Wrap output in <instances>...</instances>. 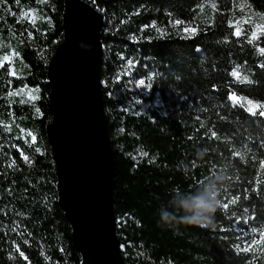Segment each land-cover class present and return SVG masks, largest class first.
<instances>
[{
    "label": "trees",
    "instance_id": "1",
    "mask_svg": "<svg viewBox=\"0 0 264 264\" xmlns=\"http://www.w3.org/2000/svg\"><path fill=\"white\" fill-rule=\"evenodd\" d=\"M93 2L124 264H264V0ZM63 10L0 0V264L82 262L45 133Z\"/></svg>",
    "mask_w": 264,
    "mask_h": 264
},
{
    "label": "water",
    "instance_id": "2",
    "mask_svg": "<svg viewBox=\"0 0 264 264\" xmlns=\"http://www.w3.org/2000/svg\"><path fill=\"white\" fill-rule=\"evenodd\" d=\"M63 39L48 65L46 138L58 202L81 264H124L113 212L115 164L101 95L104 14L93 0H64Z\"/></svg>",
    "mask_w": 264,
    "mask_h": 264
},
{
    "label": "rangeland",
    "instance_id": "3",
    "mask_svg": "<svg viewBox=\"0 0 264 264\" xmlns=\"http://www.w3.org/2000/svg\"><path fill=\"white\" fill-rule=\"evenodd\" d=\"M22 14V13H21ZM32 16V20H35V17L33 15ZM178 27V35L182 38H190V37H193L196 33V30L192 27H189V26H181V25H178L176 24ZM8 61V60H6ZM131 67V64L127 63L126 64V67L125 69H123L122 72H125L126 71V68H130ZM133 86H134V89H137V88H140L141 86H144L143 82L141 80H136L134 83H133ZM146 92V91H145ZM144 92V94H145Z\"/></svg>",
    "mask_w": 264,
    "mask_h": 264
}]
</instances>
